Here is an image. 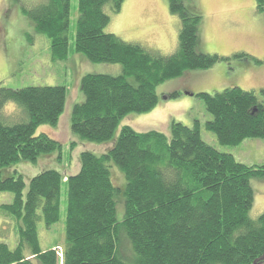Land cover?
<instances>
[{"label":"trees","instance_id":"1","mask_svg":"<svg viewBox=\"0 0 264 264\" xmlns=\"http://www.w3.org/2000/svg\"><path fill=\"white\" fill-rule=\"evenodd\" d=\"M186 1L168 0L169 12L178 17V43L173 53L163 55L104 31L109 22L105 6L118 13L124 0H78L73 53L119 64L120 73H86L80 80L83 100L72 106L70 131L81 141L109 146L100 154L80 152L78 172L66 177L61 251L40 248L37 224L42 220L49 227L59 219L62 143L35 131L58 123L66 87L0 84V191L13 194L12 202L0 208L19 224L17 246L0 243V264H264V211L254 220L248 217L254 199L250 180L264 179V163L246 165L210 146L196 119L191 126L171 120L167 133L139 132L128 124L118 130L124 117L157 106L158 85L221 60L198 50L202 17ZM255 5L264 11V0ZM69 11L70 0H46L32 11L22 10L34 31L48 39L52 60L69 56ZM260 93L261 98L237 86L198 93L211 115L204 128L221 145L264 138V89ZM8 102L21 108L14 120L2 114ZM52 154L57 168L46 165ZM37 161L44 169L30 177L26 190L14 166ZM112 165L123 172L121 187L111 180ZM121 242L127 245L126 257L119 252Z\"/></svg>","mask_w":264,"mask_h":264},{"label":"rangeland","instance_id":"2","mask_svg":"<svg viewBox=\"0 0 264 264\" xmlns=\"http://www.w3.org/2000/svg\"><path fill=\"white\" fill-rule=\"evenodd\" d=\"M45 1L0 0V84L14 89L64 85L70 99L75 96L76 87H79L76 76L81 72L114 75L120 73L119 64L96 63L87 59V63H84V59H74L72 56L79 15L78 0H70L69 59L52 60L48 39L35 32L28 17L22 13L23 9L32 11ZM185 4L189 9V5L195 8L202 17L198 50L202 53L217 54L221 60L208 69L186 71L183 75L158 85L157 106L146 114H130L124 117L118 130L122 125L134 124V127L167 133L171 120L191 126L196 119L201 125V137L207 144L220 152L232 154L243 164L260 165L264 163V138H246L234 146L221 145L215 134L204 128V123L211 119V115L197 94L214 93L237 86L242 90L253 91L261 98L260 90L264 89V11L258 12L255 9V0H188ZM105 12L109 15L105 32L114 33L126 42L138 43L163 55L171 54L177 49L178 17L169 12L168 0H124L118 13H113L109 6H105ZM239 53L249 56L245 58L247 62L234 56ZM128 80L134 82L131 77H128ZM78 92L81 94V91ZM173 92H177L178 96L169 97ZM2 114L7 120H14L21 115V108L14 102H8ZM59 119V129L44 124L38 126L35 133L53 135L56 129L59 130V133H55L56 136L64 143L69 141L67 146L62 144L61 154L68 163H72L70 170H73L76 152L87 149L101 151L100 148L104 147L102 143L81 141L79 138L77 143L70 146V143L74 142L73 139H68L67 120L70 125V115L66 120V111L63 110ZM43 165L42 161H37L35 164L20 162L14 166L24 176L26 190L30 177L42 171ZM110 174L114 185L116 183L120 187L123 186L125 179L119 167L112 165ZM65 180L66 176L60 189L58 221L49 227L45 226L42 220L37 224L42 250L55 247L61 251L65 245ZM250 185L254 199L248 217L254 220L264 211V179L253 178ZM12 199L11 192L0 191V206L11 203ZM116 218L119 221L123 218V202L117 203ZM18 226L17 219L0 208V243L14 249L18 244ZM120 244L119 252L126 257L127 245L124 242Z\"/></svg>","mask_w":264,"mask_h":264},{"label":"crops","instance_id":"3","mask_svg":"<svg viewBox=\"0 0 264 264\" xmlns=\"http://www.w3.org/2000/svg\"><path fill=\"white\" fill-rule=\"evenodd\" d=\"M72 56L74 57V59H75V57H80V59L82 58V59H84V63H87L86 61V59L83 57V56H81L80 54H77V53H74V54H72ZM68 59H69V57H68ZM86 73H84V72H81L80 74H78L77 76H76V83H78V85H79V87H80V80H81V78H82V76L83 75H85ZM79 87L77 88L76 87V91H75V96H71L70 97V99L68 98V95L66 96V104H65V107H64V111H66V120H67V118H68V115H70V113H71V109H72V106L75 104V103H77V102H79V101H82L83 100V95H82V93L81 94H79V92L78 91H80L79 90ZM60 119L58 120V123L54 126V127H56V128H58L59 129V124H60ZM136 131H139V132H145V131H149V129H144V127H134L133 125L134 124H130ZM57 131H58V133H59V130H55L54 131V133H53V137L55 138V139H57L58 141H60L62 144H65L66 146H67V144H68V142L67 143H64V141L62 140V139H60V138H58L57 136H56V134L55 133H57ZM67 131H68V139L70 140V139H73L76 143L78 142V138L76 137V136H74V135H72V133L70 132V125H69V122H68V120H67ZM88 146H89V144H87ZM104 145V147L103 148H100L101 149V151H93V152H95L96 154H100V152L102 153V152H105L106 151V149L108 148V146H109V144H103ZM66 146H64V148L66 147ZM86 146V145H85ZM90 147H92V146H90ZM86 148H88L87 146H86ZM88 150V149H87ZM79 152H81V151H78V152H76L75 153V155H74V162H73V170H70L71 169V165H72V163H68V161L67 160H65L64 158H62V168H63V170H64V175L67 177V176H69V175H71V174H75V173H77L78 172V170H79V168H80V164H79V161H78V155H79ZM57 157H56V154H52L50 157H49V160H48V162H47V164L46 165H48V164H51L52 166H55V168H57V167H59L58 165L59 164H57V163H55L56 162V159Z\"/></svg>","mask_w":264,"mask_h":264},{"label":"water","instance_id":"4","mask_svg":"<svg viewBox=\"0 0 264 264\" xmlns=\"http://www.w3.org/2000/svg\"><path fill=\"white\" fill-rule=\"evenodd\" d=\"M191 95H193V94L191 93Z\"/></svg>","mask_w":264,"mask_h":264}]
</instances>
